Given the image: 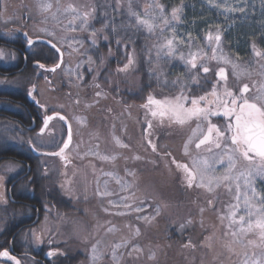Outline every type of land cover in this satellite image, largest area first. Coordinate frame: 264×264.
<instances>
[{
    "label": "rangeland",
    "instance_id": "obj_1",
    "mask_svg": "<svg viewBox=\"0 0 264 264\" xmlns=\"http://www.w3.org/2000/svg\"><path fill=\"white\" fill-rule=\"evenodd\" d=\"M72 1L74 7L78 5L77 0ZM39 2L40 0H0V37L13 39L17 30L21 28V31L31 36L48 38L46 33L40 32L41 28H46L56 34L57 40L63 38L67 40L61 47L63 63L58 71L49 74L51 80L45 79L39 84L38 100L45 105L43 117L47 112L56 110L64 113L71 121L73 142L70 149L66 151L70 163L66 165L60 157L57 160L47 158V162L52 170L60 171V185L63 191L75 200L77 209L69 218L64 216L59 221L45 219L38 229H32L31 233L22 237L28 252L38 250L43 242L49 243L50 239L47 240V238L54 229L52 234H56L55 241L69 240L70 245L83 254L81 264H114L111 256L112 247L123 240H130L131 244L138 246L141 251L129 255L130 246L128 249H118V261L115 264H168L170 260H172L170 264H240L241 246L233 245L234 251H228L225 243L231 240V237L224 236L225 227L220 224L218 213L213 209L204 210L203 213L189 217L185 222L178 218L173 220L178 224L176 231L179 234L194 230L195 239L203 238L200 244L204 248L176 251L166 238L167 235L166 237L161 235L163 223L161 217L165 215L164 213H173L172 194L176 186L180 187L181 183L176 179L180 176L179 181H181V175L178 176L181 170L176 168L171 158L162 159L152 153L146 144L145 136L150 134V138L158 145V148L161 151H170L177 161L189 162V158L184 155L183 145L191 136L196 122L193 121L188 128L186 125L170 126L167 120L161 124L158 117L153 118L148 109H142L138 105L125 107L118 102L105 109L104 105H110L104 101L105 93L98 90L87 93L84 83L83 69L94 65L93 59L89 63V55H86L84 51V36L95 29L89 23L88 30L82 32L77 21V30L73 32L68 26L70 16L64 14V10L69 5L59 6V2L50 0L53 4L51 11L42 15L38 6ZM121 2L126 6L124 8L127 13L131 4L132 10L142 18H156L153 21L156 27L152 31L155 39L152 38L149 44L153 54L155 53L156 61L152 70L157 74L162 73L165 76L178 78L179 81L191 82L193 69L180 59V54L188 58L190 52L195 53L200 50L209 55L212 54L211 48L218 47L217 56H225L247 69V74L239 79L233 77L231 70L229 84H232L230 87L233 91L239 89L243 83H248L251 87L255 81L259 86L264 80V76H261L264 72V68L261 67L264 65V58L244 56L249 43L250 46L255 47V42L258 40L261 44L255 49L264 53V0H165V2L164 0H119V4ZM156 5H163L164 16L169 21L166 26L160 21V10ZM173 9H179L177 13L179 19H172ZM52 13H57L56 21L52 20ZM79 13L84 12L79 11ZM45 17H47V23H45ZM131 18L137 21L136 17ZM37 22L38 25H35ZM13 26L19 28L11 30ZM161 28L164 29L163 32ZM209 32L213 34V37L217 33L220 34L219 46L214 45V41L209 43L207 39ZM73 37L80 41L83 47L73 42ZM168 39L173 40V47L176 50L173 56H168L167 49L161 50L160 47ZM70 43L72 47L68 46ZM215 61L214 63L222 62ZM97 92L101 93L99 97L96 96ZM77 100L79 103L75 102ZM97 100L98 103H96ZM76 118H83V122H78ZM145 121L147 125L150 121L152 127L147 126L144 130ZM63 123L55 119L49 125L55 133V142L48 134V130L42 136L38 135V131L35 138L38 147L43 150H54L60 146L62 136L66 137L65 129L67 128ZM161 133L167 138L160 142L157 135ZM114 134L129 144L130 149L116 147L112 140ZM173 134L177 137L170 136ZM97 144L101 154L117 155V159L114 162L101 161L89 154L90 150H97L95 148ZM191 150L195 155L197 150L194 145L191 146ZM200 154L205 157L210 156L203 150V146ZM134 155H139L141 159L130 158L125 161L123 158ZM10 168L16 170L22 168V165H10ZM106 172L114 173L121 179V183L118 184L114 178L103 174ZM105 181H107V189H105ZM122 184H128L130 187L122 190ZM255 184L258 191L264 190V179L257 178ZM98 187L101 192L107 190L112 195L98 196ZM121 197L127 199L121 200ZM109 200L116 202L119 207L109 204ZM140 201H144V204L140 205ZM124 204H130L132 208L124 207ZM137 205L143 208L141 212L134 211ZM104 208H108L109 211L105 212ZM80 210L84 212V215L78 214ZM226 211L227 207H221L220 212ZM120 212L125 215H118L117 213ZM137 217H148V220ZM201 221H203V227ZM61 222L64 224L60 226ZM226 224L227 220L224 221V225ZM60 227L59 235L57 232ZM111 227H114L116 231L108 232V228ZM206 237L211 239L206 240ZM70 238L75 241H71ZM97 241L100 242L97 245L98 259L93 262L92 246L97 244ZM205 247H209L207 252ZM28 257L33 260L30 255ZM31 260L29 264H35Z\"/></svg>",
    "mask_w": 264,
    "mask_h": 264
},
{
    "label": "trees",
    "instance_id": "obj_2",
    "mask_svg": "<svg viewBox=\"0 0 264 264\" xmlns=\"http://www.w3.org/2000/svg\"><path fill=\"white\" fill-rule=\"evenodd\" d=\"M58 2L59 6L64 7L74 4L72 0ZM77 2L75 8L81 13L90 12V26L97 32L95 45L91 43V33L84 36V51L94 62L93 66L83 69L86 91L90 93L98 90L105 93L104 101L110 104L104 105L105 109L114 106L116 102L125 107L138 105L144 109L142 105L147 102L149 95L162 100L165 97L174 98L180 93L179 86H173L174 81H179L178 78L157 74L152 70L156 61L149 41L155 37L152 32L142 28L131 18L123 2L119 6L118 0ZM35 25H38V22ZM14 28L19 27L13 26L11 30ZM105 36L108 38L104 39ZM257 42L260 43L259 40ZM27 45L21 28L17 30L13 39L0 37V51L5 53L0 57V177L3 178L0 180V251L13 249L21 264H29L31 259L28 255L32 258L43 257L47 252L55 254L48 255L45 264H81L83 254L76 251L69 240L55 241L56 234H52L54 229L47 238L50 242H43L38 250L28 252L25 242H22V237L38 229L45 219L59 221L64 216L69 218L77 209L75 200L69 197L60 185V171L52 170L47 162V158L57 160L58 157L34 153L28 142L31 139L36 144V134L43 123L44 113V108L28 95L29 90L35 86L33 95L38 100V86L45 79L51 80L49 74L54 72L46 69L59 62V53H55L50 45L43 42H35L29 48ZM129 59L133 63L125 70L124 65L128 64ZM214 61H203L207 66L209 62L211 66L210 71L204 73L199 67L201 61L198 60V67L193 69L191 82L179 81L186 89L191 90L189 95L199 96L211 90L218 79L215 72L220 66L219 62ZM41 63L45 65V69L39 67ZM194 77L199 81L198 84L194 82ZM227 84L232 85L229 84V76ZM212 120L219 125L224 123L222 117H213ZM33 122H36L35 128L32 127L35 124ZM192 122L186 127L188 128ZM146 127L147 121L143 123L144 130ZM157 136L160 142L167 138L163 133ZM170 136L177 137L176 134ZM39 149L43 150L40 147ZM17 164H21L22 168L16 170L10 168V165ZM178 176L176 181L181 184L180 187L176 186L172 194L173 213H164L165 215L161 217L163 220L161 235L162 237L167 235L166 238L176 251L204 248L200 244L203 238L195 239L194 230L179 234L176 231L178 224L173 220L178 218L185 222L189 217L200 214L201 208L213 209L218 213L221 207L225 208L231 204L227 202L234 201L235 189L229 191L224 186L209 193L204 188L187 187L183 172H178ZM210 199L213 201V207L207 203ZM78 214L84 215V212L80 210ZM62 224L64 223L61 222L60 226ZM59 229L57 233L60 235L61 227ZM71 241L75 240L72 238ZM189 241L195 247H185ZM205 248L207 252L209 247ZM240 250L243 251L242 248ZM31 261L42 264L34 258ZM0 264H13V261L0 257Z\"/></svg>",
    "mask_w": 264,
    "mask_h": 264
},
{
    "label": "snow or ice",
    "instance_id": "obj_3",
    "mask_svg": "<svg viewBox=\"0 0 264 264\" xmlns=\"http://www.w3.org/2000/svg\"><path fill=\"white\" fill-rule=\"evenodd\" d=\"M58 2V0H57ZM39 10L43 15L49 13L53 7L50 0H40ZM119 6V0H118ZM151 7V6H150ZM160 10V21L166 26L169 21L164 16L163 5H156ZM59 11V9H58ZM179 9H173L171 16L172 19H179L177 15ZM129 13L131 16L136 17L138 25H142L149 32H152L156 27L153 22L156 18H142L137 12L133 11L131 4H129ZM64 14L70 16L68 26L71 31L75 32L76 23L79 21L80 31L84 32L88 30L90 12H84L80 14L79 11L73 6L69 5L64 10ZM147 15V12L145 13ZM52 20H57V13H52ZM45 23H47V17H45ZM115 30V29H113ZM163 32L164 29L161 28ZM40 32L46 33L48 39L46 43L50 45L51 49L55 50V53H59V62L51 68H47L46 71L55 72L57 68H60L63 63V52L61 51L62 45L67 42L66 38L61 40L56 39V34L49 31L46 28H41ZM97 32L93 30L91 32V43L96 44ZM27 39L28 46H33L34 40L27 32L24 33ZM108 37L105 36L104 39ZM37 40L41 37L37 36ZM207 39L211 44L213 41L217 46L221 41L219 33L213 34L208 33ZM73 42L83 47V44L78 41L75 37L72 38ZM119 43V41H118ZM72 47L70 43L68 45ZM161 50L167 49V55L173 56L175 49L173 47V40L168 39L165 44H162ZM76 51L77 49H73ZM254 53L257 57L264 58V53L256 51L254 47ZM218 47L211 48L212 55L208 57L206 52L198 50L195 53L190 52L189 58L181 53L180 59L184 60L187 65L191 66V69H197V61L200 60V69L204 73L210 71V67L207 66L203 61L205 60H216L222 61L224 65H230L233 77L239 79L241 76L247 74V69L242 68L238 63H234L231 59L225 56H217ZM5 53L0 51V57H3ZM159 56V52H158ZM89 63L92 62V58L88 57ZM133 61L129 59L128 64L124 65L126 70ZM41 69H45L44 64H39ZM79 67V65H78ZM264 68V65L261 66ZM215 76L218 77L216 82L212 85L211 90L205 92L203 95L193 96L188 93L190 89H186L185 85L179 81H174L173 86H179L180 93L174 98L155 99L149 95L147 102L142 105L145 109L151 113L153 118H159L160 123L163 124L167 120L168 124L185 126L189 125L190 122L195 121V128L192 129L191 136L183 145V152L186 157L189 158V162L177 161L170 151H161L158 145L153 142L150 138V134L145 136L147 146L151 149L152 153L160 156L162 159L165 157L171 158L172 163L178 170L184 173V180L189 188L193 186L197 188H204L209 193L213 192L215 188H219L224 185L229 191L235 189L234 202L227 206L226 212H220L218 210V219L220 224L225 227L224 236L231 237V240L226 241L225 247L228 251L233 252V245H240L243 249L242 259L240 264H264V190H257L255 181L257 178L264 179V80H262L257 86V83L253 81L251 87L248 83H243L239 89L233 91L227 84L228 73L225 67L218 66ZM264 76V72L261 73ZM82 78V77H81ZM194 82L199 83L198 80L193 78ZM223 82V83H221ZM98 87V85H97ZM253 89L255 91L253 92ZM35 92V86L29 90L28 95L40 105L41 108H45L44 104L36 100L33 95ZM100 92L96 93L99 97ZM79 103V100L75 101ZM99 101L97 100L96 103ZM213 117H222L223 125L214 123ZM59 119L60 121L67 124L66 138H61L59 150L56 152H46L44 155L58 156L61 160L65 161L67 165L70 163L66 150L70 149V145L73 142V131L72 126L68 123V118L62 115L59 111H53L52 115H46L43 120V126L40 128L38 135H44L46 130L48 134L53 137L55 142V133L49 128L50 122ZM78 122H83V118H76ZM148 128L152 127V123L148 122ZM113 143L116 147L122 149H130V145L125 143L120 137L115 134L112 136ZM29 144L32 146L34 151H39L37 144L33 143L30 139ZM194 145L196 154L193 155L191 146ZM210 156L205 157L200 154L202 149ZM79 147V145H77ZM96 151H91L89 154L96 156L101 161L114 162L117 159V155H103L99 152V145H95ZM125 161L128 159L139 160V155L132 157H123ZM127 172V169H126ZM106 176H110L116 180L118 184L121 183V179L114 173L106 172L103 173ZM134 175L133 173H129ZM3 178L0 177V180ZM63 186V185H62ZM130 185L122 184V190H127ZM105 189H107V181H105ZM97 195L100 197H109L112 195L111 192L105 190L101 192L99 187L97 188ZM121 200L127 199L121 197ZM109 204L114 207L119 205L112 201H108ZM208 205L213 207V201L208 200ZM144 201H140V205H143ZM137 205L134 211L141 212L143 208ZM124 207L132 208L130 204H124ZM108 212V208L103 209ZM201 213L204 209H200ZM118 215H125L120 212ZM159 214V209H157ZM138 219L148 220V217H137ZM154 218V217H153ZM227 220V224L224 225V221ZM203 227V221H201ZM108 232H115L114 227L108 228ZM136 234H139V229H136ZM39 240V238H37ZM206 240L211 237H206ZM99 241L97 244L92 246V259L95 262L98 259L97 252ZM130 246L129 255L133 252H139L138 246L131 244L130 240H123L120 243L115 244L112 247V260L118 261L117 250L128 249ZM210 246V245H209ZM185 247H195L191 244V241L185 245ZM55 253L49 252L48 255L52 256ZM0 257H5L8 260L13 261V264H21V261L14 256H11L7 250L0 251Z\"/></svg>",
    "mask_w": 264,
    "mask_h": 264
},
{
    "label": "flooded vegetation",
    "instance_id": "obj_4",
    "mask_svg": "<svg viewBox=\"0 0 264 264\" xmlns=\"http://www.w3.org/2000/svg\"><path fill=\"white\" fill-rule=\"evenodd\" d=\"M256 43V45H255V48H258L259 46H260V43L258 44V42H255ZM231 47H232V44L230 45ZM254 46H250V44H249V47H248V49L246 50V52H245V54H244V56L245 57H250V56H253L254 58H258L256 55H255V53H254ZM256 50V49H255ZM257 51V50H256ZM208 66L210 67V69H211V66L209 65V62H208ZM220 66H223V67H225L226 68V70H227V73H228V76H230V74H231V67H230V65H224L223 64V62H221L220 63ZM230 87V86H229ZM231 88V87H230ZM54 111V110H53ZM53 111H49V112H47V114H45V116L46 115H49V114H51V113H53ZM56 111V110H55ZM45 116L43 117V120H44V118H45ZM54 121V120H53ZM53 121H51L50 122V125L53 123ZM33 123H35V124H33V128H35L36 127V122H33ZM42 125H43V123L41 124V127H42ZM65 126H66V124H65ZM40 127V128H41ZM40 128L38 129V131H40ZM67 128V127H66ZM67 130V129H66ZM47 131V130H46ZM66 138V137H65ZM61 146V145H60ZM60 146H58L57 148H59ZM56 148V149H57ZM33 150V149H32ZM14 251V250H13ZM15 252V251H14ZM48 253L49 252H47V253H45L44 255H43V257H33L37 262H41L42 264H45V260H46V258L48 257Z\"/></svg>",
    "mask_w": 264,
    "mask_h": 264
},
{
    "label": "water",
    "instance_id": "obj_5",
    "mask_svg": "<svg viewBox=\"0 0 264 264\" xmlns=\"http://www.w3.org/2000/svg\"><path fill=\"white\" fill-rule=\"evenodd\" d=\"M32 37V36H31ZM39 37H41V39H39V40H37L36 39V37H32L33 38V40H34V43L35 42H43V43H46V40L48 39V38H46V37H42V36H39ZM26 38V37H25ZM47 44V43H46ZM30 46H27V48H29ZM62 51V50H61ZM63 52V51H62ZM61 113V112H60ZM53 113H51V114H49V115H52ZM62 115H65V114H63V113H61ZM66 116V115H65ZM67 117V116H66ZM68 118V117H67ZM68 123H70V120H69V118H68ZM71 124V123H70ZM71 146V145H70ZM59 149H57V150H55V151H45V150H39V151H34V152H36V153H38V154H41V155H44V153H46V152H56V151H58ZM67 151V150H66ZM5 250H7V249H5ZM9 253H10V255L11 256H14V257H16L17 259H19V257L14 253V251L12 250V249H8L7 250ZM2 258H5V257H2Z\"/></svg>",
    "mask_w": 264,
    "mask_h": 264
}]
</instances>
